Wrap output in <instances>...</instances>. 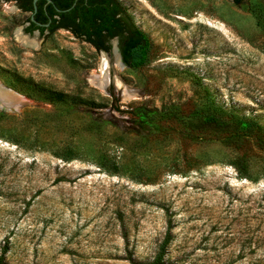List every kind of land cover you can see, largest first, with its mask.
Returning <instances> with one entry per match:
<instances>
[{
  "label": "rangeland",
  "instance_id": "rangeland-1",
  "mask_svg": "<svg viewBox=\"0 0 264 264\" xmlns=\"http://www.w3.org/2000/svg\"><path fill=\"white\" fill-rule=\"evenodd\" d=\"M119 1L151 42L137 68L0 0V82L27 99L0 110V264H264V149L196 124L264 130V0Z\"/></svg>",
  "mask_w": 264,
  "mask_h": 264
},
{
  "label": "trees",
  "instance_id": "trees-1",
  "mask_svg": "<svg viewBox=\"0 0 264 264\" xmlns=\"http://www.w3.org/2000/svg\"><path fill=\"white\" fill-rule=\"evenodd\" d=\"M10 1V0H2ZM23 12H29L26 30L41 33L63 28L75 37L89 42L97 50L109 51L111 40L118 41L122 60L130 67L146 64L151 48L147 34L134 23L119 0H13ZM240 4L244 0H232ZM33 16V19H31ZM59 97H64L62 93ZM165 118L163 110L144 109L136 123L143 129L154 130ZM199 127L225 131L233 138L250 137L264 149V130L251 118L231 112L211 110L201 114ZM187 134V133H186Z\"/></svg>",
  "mask_w": 264,
  "mask_h": 264
},
{
  "label": "bare ground",
  "instance_id": "bare-ground-1",
  "mask_svg": "<svg viewBox=\"0 0 264 264\" xmlns=\"http://www.w3.org/2000/svg\"><path fill=\"white\" fill-rule=\"evenodd\" d=\"M19 38L22 42H28V43L32 42L31 40H29V38H25L22 36H19ZM105 62H106V60L103 59L102 65H104ZM106 71L103 69L100 74H98L95 71H92L88 75L89 81L91 83H94V84L97 83L102 88H105V86L108 82V75L106 74ZM114 84H115L116 89L118 91V95L120 97H122L121 99L128 100V99L134 98L136 96L135 90L124 85V83H122L117 77L115 78ZM2 94L6 96V98L4 99V103L6 105H9V107H11L15 110H17L20 107V105L23 104L25 101H27V99L23 95L19 94L18 92H16L13 89H10V88H9L7 94L5 92L2 93L0 90V95H2Z\"/></svg>",
  "mask_w": 264,
  "mask_h": 264
},
{
  "label": "water",
  "instance_id": "water-1",
  "mask_svg": "<svg viewBox=\"0 0 264 264\" xmlns=\"http://www.w3.org/2000/svg\"><path fill=\"white\" fill-rule=\"evenodd\" d=\"M35 1H36V0H34V2H35ZM47 1H50V0H47ZM31 19H33V16H31ZM111 43H112V45H113V47H114L113 50H114V53H115L117 59H118L121 63L127 65V64L122 60V57H121V55H120V52H119V49H118V41H117V39L114 38L113 41H111ZM103 54H105L104 51H103ZM10 89H11V88H10ZM0 90H1L2 93L5 92V93L7 94L9 88H8L7 86L1 84V82H0ZM5 98H6L5 95H3V94L0 95V110H3V111H16L15 109L9 107V105H6V104L4 103V99H5Z\"/></svg>",
  "mask_w": 264,
  "mask_h": 264
},
{
  "label": "flooded vegetation",
  "instance_id": "flooded-vegetation-1",
  "mask_svg": "<svg viewBox=\"0 0 264 264\" xmlns=\"http://www.w3.org/2000/svg\"><path fill=\"white\" fill-rule=\"evenodd\" d=\"M112 41V40H111Z\"/></svg>",
  "mask_w": 264,
  "mask_h": 264
}]
</instances>
